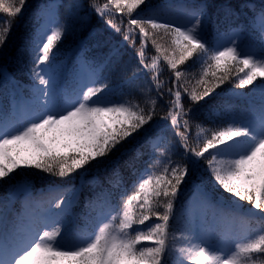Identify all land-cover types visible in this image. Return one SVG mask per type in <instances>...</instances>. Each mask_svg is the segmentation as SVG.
I'll return each mask as SVG.
<instances>
[{"label": "snow or ice", "instance_id": "snow-or-ice-1", "mask_svg": "<svg viewBox=\"0 0 264 264\" xmlns=\"http://www.w3.org/2000/svg\"><path fill=\"white\" fill-rule=\"evenodd\" d=\"M26 3L0 0V13L5 14L0 19V49L6 45L15 18ZM250 3L245 0L242 7L248 8ZM142 5L146 0L90 2L93 11L105 18L115 33L121 28L107 19L106 13L114 8L127 16L122 33L126 46L135 48V37H139L133 75L151 74L141 92L143 104L135 98L113 99L114 89L95 69L90 83L73 95L58 93L54 49L71 27L60 22L57 9L66 8L71 17L78 16L81 6L51 3L43 7L45 23L25 41L22 50L28 55L25 68L34 82L32 110L23 119L18 110L0 111V182H7L13 174H20L17 170L25 169L60 179L83 170L80 179L84 181L91 169L107 164L133 134L143 137L154 152L160 146L151 139L159 128L154 117L158 115V100H163L165 93L171 99L160 119L179 138L183 154L178 160L166 156L167 163L159 172L152 166L143 169L132 184V194L126 188L119 204L107 205L110 211L96 218L91 233L76 228L61 196L47 200L49 206L39 213L28 211L26 204L25 212L14 220H9L5 208L0 212V264H264V3L250 9L251 17L243 27L234 26L238 31L225 44L209 43L203 22L205 10L200 5H181L187 9L189 21L180 25L165 12L170 5L146 7L134 17ZM224 11L226 15H238L233 5H225ZM248 31L258 38V52L236 42ZM158 34L172 38L175 47L170 53L157 43L154 37ZM149 41L156 54L146 62ZM111 56L119 58V47L111 50ZM194 57V63L202 66L197 80L202 86L199 92L184 87L185 72L179 70ZM161 61L172 73L171 87L165 88L167 81L159 79ZM232 77L234 89H250L249 93L234 95L258 96V105L247 115L213 129L195 124L201 143L198 150L189 148L186 133L195 115L182 103V93L190 104H199ZM143 156V152H136L125 167L135 175V162ZM121 181V170L114 167L107 182L118 185ZM189 184L196 196L194 216L206 220L211 211L214 223L227 221L235 225L219 233L215 243L207 232L176 234V199L181 185L187 190ZM13 190L31 201V176L25 173L21 182L13 184ZM241 202L251 207L242 212ZM253 221L257 225L255 236L249 235ZM178 239H184L186 246L177 247Z\"/></svg>", "mask_w": 264, "mask_h": 264}, {"label": "trees", "instance_id": "trees-1", "mask_svg": "<svg viewBox=\"0 0 264 264\" xmlns=\"http://www.w3.org/2000/svg\"><path fill=\"white\" fill-rule=\"evenodd\" d=\"M90 2L91 0H27L23 11L15 18L12 33L6 45L0 49V111H13L10 102L14 97L19 98L14 87L15 83L21 86V93L19 94L21 99L30 100L32 96L30 92L33 90L34 82L30 79L25 68L28 55L22 50L25 47V41L30 39L44 22L41 10L46 4L51 3L62 5L77 3L81 6L77 9L78 16L71 17L67 16L66 8L60 7L57 9L60 22L65 24L66 27H71V31L66 33L54 49L58 65V83L60 85L58 93L65 97L74 94L78 87L77 73L81 63L86 60L87 65L92 70L95 69L101 77L107 78L109 86L114 89L113 99L135 98L142 102L141 92L151 74L133 75L138 63L135 48L140 46L139 37H135V48L126 46L122 40V33L124 32V26L127 24V16L117 13L114 8L106 13V18L111 19L121 28L120 33H115L105 23V18L100 17L93 11ZM95 2L103 4L105 0H95ZM244 3L245 0H146V5L140 6L133 13V16L135 17L137 13L145 10L146 7L155 8L158 5H170L171 7L165 9V12L170 16H172L171 14L183 16L187 13V9L181 7V5H200L205 10L203 22L207 28V39L210 44H213L234 31H238L234 27L235 25L243 27L252 15L250 9L252 7L258 8L261 3H264V0H251L248 8L242 7ZM225 5L235 6L238 15H226ZM181 10L183 11L181 12ZM4 15L0 13V19H3ZM121 20H123V24ZM154 38L169 53L175 47L171 43V37H163L158 34ZM241 42L252 45L255 51H259L258 38L253 32L248 31L245 35H241ZM114 47L120 49L118 59L111 56V50ZM155 54V50L149 41L145 52L146 62H148L149 57ZM194 61L195 57L181 65L179 70L185 72V76L182 77L184 87H187L189 91L195 88L199 92L202 90V86L197 84V80L201 78L202 66L199 63H194ZM125 65L127 66L126 69ZM160 69L159 79L167 81L165 88L171 87L173 76L167 70L163 61L160 63ZM234 83L235 77H232L218 88L212 96L206 97L199 104H190L186 94L182 93V103L186 108L191 107L195 115V120L191 122L192 126L186 133L189 148L195 147L198 150L201 143L197 138L198 129L194 126L195 124H201L205 129H213L233 118L247 115L252 107L258 105V96L234 95V92H250L248 88L234 89ZM151 95L155 96L156 93L153 92ZM170 99L171 97L165 93L163 100H158L157 103L158 115L154 117V121H156L159 128L156 135L151 139L153 141L158 140L160 146L154 152L143 137L133 134V137H129L122 146H119V151H115L110 156L107 164L91 169L84 178V181H93L91 183H85L80 179L83 170H78L63 179L46 176L35 169L17 170L20 173L19 175L13 174L12 179L7 182H0V212H4L6 208L9 220H14L18 215L24 213L26 204L33 211H37V204L45 202L53 196H61L68 205V215L74 219L76 228L82 233H91L94 230L96 218L110 211L107 205L119 204L126 188L128 194H132V184L137 180L143 169L152 166L159 172L167 163L166 156L178 160L183 154L184 149L181 147L179 138L174 135L168 123L160 119L167 112V101ZM161 104L164 105L163 109H161ZM180 131H183V128ZM173 144H175V148L172 147ZM138 151L143 152L144 156L135 162L134 175L132 169L125 167V162L131 160ZM114 167L120 168L122 181L118 185H109L107 178ZM25 173L31 176L33 185L31 201H26L22 194L13 190V184L21 182ZM204 178L207 179L206 174ZM196 182L199 183V180ZM191 193L192 186L190 184L187 190H185V185H181V192L178 193L175 204L177 220L174 222V227L177 230L178 237L181 232L187 236L190 230L193 231L191 218L186 212H183ZM250 207L246 202H241L240 210L246 212ZM209 214L207 220L209 224H212L211 211ZM256 229L257 225L253 221L249 228V235L255 236ZM176 246H186V241L178 239Z\"/></svg>", "mask_w": 264, "mask_h": 264}, {"label": "rangeland", "instance_id": "rangeland-1", "mask_svg": "<svg viewBox=\"0 0 264 264\" xmlns=\"http://www.w3.org/2000/svg\"><path fill=\"white\" fill-rule=\"evenodd\" d=\"M182 11L183 10H181V12ZM171 15H172L171 18H173L175 23L178 25L188 23V21H189V17L187 15V13H185L183 16L176 15V14H171ZM44 23H45V20L42 24H44ZM235 32L236 31H234L232 34L226 36V38L224 40H219L217 43H219V44L227 43L229 38L232 37ZM240 37L241 36H238L236 38L237 43H240ZM245 45L249 46V48L251 50L255 51L254 47L252 45H248V44H245ZM91 71H92V69L87 64L85 65L84 62L81 63L79 71L77 73L78 74L77 77H78V82H79V89L81 88L82 85L90 83L89 77L91 75ZM79 89H77L76 91H78ZM31 95L33 96V90H32ZM32 96H31L30 100H22V99H13V101L11 100V106L13 108V111L18 110L21 119H23L32 110V107H31ZM195 200H196V196L191 194L190 200L188 201V203L185 205V208H184L185 212H187L188 216L192 220L193 231H200L201 233L207 232L212 237V242L215 243L216 240L220 238L219 233L228 229L229 227L235 226V225H230L227 221H217L215 223L213 222V226L210 227L209 224L207 223V219L206 220H200L196 216L193 215L192 208H193V205L195 203ZM48 206L49 205L46 202H41V203L37 204V206H36L37 211H33L32 208H30V206H28L27 210L30 212H33V213H39V212L43 211L45 208H47ZM25 210H26V208L24 209V212H25ZM180 214H181V211H180Z\"/></svg>", "mask_w": 264, "mask_h": 264}]
</instances>
